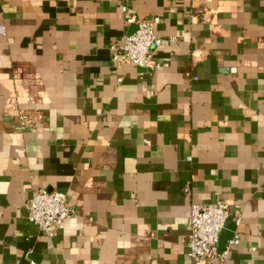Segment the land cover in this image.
Listing matches in <instances>:
<instances>
[{"label": "crops", "instance_id": "1", "mask_svg": "<svg viewBox=\"0 0 264 264\" xmlns=\"http://www.w3.org/2000/svg\"><path fill=\"white\" fill-rule=\"evenodd\" d=\"M129 15L160 16L168 67L113 62ZM0 27V264H211L186 241L216 199L240 241L214 264H264V0H0ZM40 188L75 207L54 236Z\"/></svg>", "mask_w": 264, "mask_h": 264}, {"label": "built area", "instance_id": "2", "mask_svg": "<svg viewBox=\"0 0 264 264\" xmlns=\"http://www.w3.org/2000/svg\"><path fill=\"white\" fill-rule=\"evenodd\" d=\"M123 11H127L126 6H123ZM160 21L158 15L138 21L133 15H129L127 22L136 24L137 28L127 34L121 44L113 48V62L130 63L149 71L168 67V61L156 59L157 51L165 45L174 43L176 38H164L158 34L156 26ZM0 32H3V27H0ZM40 118L41 115L22 111L18 115V122L24 128L35 124ZM25 208L28 220L49 236H54L63 229L68 217L75 212V207L65 192L47 188L37 190L26 202ZM230 215V206L222 199L191 204L190 232L186 241L191 259L197 263L211 264L225 260L232 246L240 241L239 235L236 234L225 251L220 252L218 249L220 234ZM235 220L236 224L240 225L242 216L236 215Z\"/></svg>", "mask_w": 264, "mask_h": 264}, {"label": "water", "instance_id": "3", "mask_svg": "<svg viewBox=\"0 0 264 264\" xmlns=\"http://www.w3.org/2000/svg\"><path fill=\"white\" fill-rule=\"evenodd\" d=\"M136 28H137V25H136L135 29H136ZM135 29H134V30H135Z\"/></svg>", "mask_w": 264, "mask_h": 264}]
</instances>
